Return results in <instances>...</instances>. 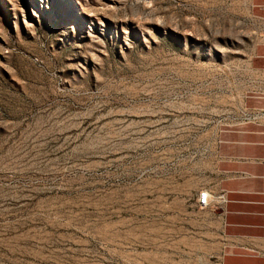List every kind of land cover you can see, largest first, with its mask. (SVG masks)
Segmentation results:
<instances>
[{"label":"rangeland","instance_id":"1","mask_svg":"<svg viewBox=\"0 0 264 264\" xmlns=\"http://www.w3.org/2000/svg\"><path fill=\"white\" fill-rule=\"evenodd\" d=\"M251 1L0 0V264H218L196 195L261 108Z\"/></svg>","mask_w":264,"mask_h":264},{"label":"crops","instance_id":"2","mask_svg":"<svg viewBox=\"0 0 264 264\" xmlns=\"http://www.w3.org/2000/svg\"><path fill=\"white\" fill-rule=\"evenodd\" d=\"M250 6L255 80L264 83V0ZM216 146L210 179L196 195V203L200 192L211 200L201 208L211 218L209 256L218 264H264V126L241 128ZM222 192L225 202L218 203Z\"/></svg>","mask_w":264,"mask_h":264},{"label":"built area","instance_id":"3","mask_svg":"<svg viewBox=\"0 0 264 264\" xmlns=\"http://www.w3.org/2000/svg\"><path fill=\"white\" fill-rule=\"evenodd\" d=\"M241 124L253 123L255 126H264V109L255 108L250 112L241 111ZM218 203L225 202V193H220L215 197ZM210 196L207 192H200L197 196V204L199 208H204L210 203Z\"/></svg>","mask_w":264,"mask_h":264}]
</instances>
